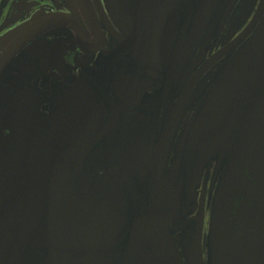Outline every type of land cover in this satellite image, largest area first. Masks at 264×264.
<instances>
[{
	"label": "flooded vegetation",
	"instance_id": "flooded-vegetation-1",
	"mask_svg": "<svg viewBox=\"0 0 264 264\" xmlns=\"http://www.w3.org/2000/svg\"><path fill=\"white\" fill-rule=\"evenodd\" d=\"M259 92L264 0H0V264H264Z\"/></svg>",
	"mask_w": 264,
	"mask_h": 264
},
{
	"label": "water",
	"instance_id": "water-1",
	"mask_svg": "<svg viewBox=\"0 0 264 264\" xmlns=\"http://www.w3.org/2000/svg\"><path fill=\"white\" fill-rule=\"evenodd\" d=\"M32 29H35V25H32ZM239 88H241V86ZM263 106L264 94L260 96L259 92L254 105L248 115L247 123L242 129L239 143L235 149L234 168L230 174V178H232V175L235 172V168L240 157V161L244 162V169L246 170V172H250L251 176L259 181V184L264 192V135L256 130V124ZM246 195L247 194L242 193L237 197L241 199ZM234 201H236V198L234 199ZM254 203H256V201L249 200L244 208H248ZM241 211L243 215L233 216L234 229L240 241L243 243H247L252 236H254L255 238L260 236L262 234L263 228L259 223L257 225H254L255 221L258 220V217L255 214L251 212L245 213L246 209H241ZM239 223L253 226L255 228V232L250 235L248 228H246L245 230H241L239 227ZM247 236H249L248 239H243Z\"/></svg>",
	"mask_w": 264,
	"mask_h": 264
}]
</instances>
